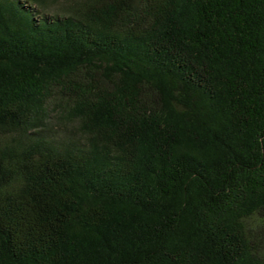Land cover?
<instances>
[{"label":"trees","instance_id":"trees-1","mask_svg":"<svg viewBox=\"0 0 264 264\" xmlns=\"http://www.w3.org/2000/svg\"><path fill=\"white\" fill-rule=\"evenodd\" d=\"M0 264H264V0H0Z\"/></svg>","mask_w":264,"mask_h":264}]
</instances>
